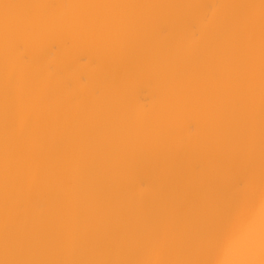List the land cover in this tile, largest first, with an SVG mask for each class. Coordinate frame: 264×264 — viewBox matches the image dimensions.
Returning <instances> with one entry per match:
<instances>
[{"label": "bare ground", "instance_id": "obj_1", "mask_svg": "<svg viewBox=\"0 0 264 264\" xmlns=\"http://www.w3.org/2000/svg\"><path fill=\"white\" fill-rule=\"evenodd\" d=\"M0 264H264V0H0Z\"/></svg>", "mask_w": 264, "mask_h": 264}]
</instances>
